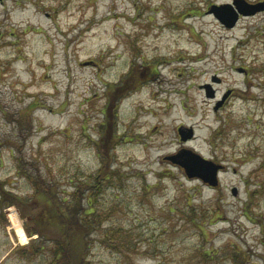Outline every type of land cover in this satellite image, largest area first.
<instances>
[{"label":"rangeland","instance_id":"374dc122","mask_svg":"<svg viewBox=\"0 0 264 264\" xmlns=\"http://www.w3.org/2000/svg\"><path fill=\"white\" fill-rule=\"evenodd\" d=\"M233 1L0 0V264L52 260L6 205L36 204L26 174L71 203L101 170L91 264H264V11L227 28ZM183 149L225 166L216 187L165 159Z\"/></svg>","mask_w":264,"mask_h":264},{"label":"trees","instance_id":"16d2710c","mask_svg":"<svg viewBox=\"0 0 264 264\" xmlns=\"http://www.w3.org/2000/svg\"><path fill=\"white\" fill-rule=\"evenodd\" d=\"M131 82H137V79L133 77ZM102 173L103 170L99 174L100 179L96 186L80 183L78 185L80 191L72 194L74 200L71 203L67 198L60 196L55 186L47 182L40 174L35 178L26 174L33 182L36 204L25 202L15 194L6 193L10 199L6 203L7 206L16 205L25 218L32 216L31 224L34 230L29 234L36 232L39 237L33 250L44 251L46 246L51 245L49 247L52 256L50 264H91L90 235L102 225V214L95 205V197L106 183L113 185L117 176V174ZM87 189L92 190L89 197L86 195ZM52 229H55V232ZM105 243L109 247H115L116 244L110 240Z\"/></svg>","mask_w":264,"mask_h":264},{"label":"water","instance_id":"95a60500","mask_svg":"<svg viewBox=\"0 0 264 264\" xmlns=\"http://www.w3.org/2000/svg\"><path fill=\"white\" fill-rule=\"evenodd\" d=\"M264 11V4L247 5L244 0H234L233 5L226 4L216 7L211 12L221 21L227 28H233L239 21L241 16H252ZM207 96L214 98V92L209 85L206 86ZM229 93L225 94L215 107L218 111L225 103ZM178 133L182 142H188L194 137V129L181 126ZM172 164L180 166L184 169L185 174L190 179L198 178L204 183L216 187L219 183V174L224 169L223 165L217 164L212 160L203 158L191 150L183 149L177 155L165 158ZM236 194V192H234Z\"/></svg>","mask_w":264,"mask_h":264},{"label":"bare ground","instance_id":"6f19581e","mask_svg":"<svg viewBox=\"0 0 264 264\" xmlns=\"http://www.w3.org/2000/svg\"><path fill=\"white\" fill-rule=\"evenodd\" d=\"M6 214L8 216V219L11 221L13 226L16 228L18 236H20L21 239L25 241L27 239V236L25 234V231L23 230L22 221L19 218L18 214L14 211V209H10L9 211H7Z\"/></svg>","mask_w":264,"mask_h":264},{"label":"flooded vegetation","instance_id":"af4514ba","mask_svg":"<svg viewBox=\"0 0 264 264\" xmlns=\"http://www.w3.org/2000/svg\"><path fill=\"white\" fill-rule=\"evenodd\" d=\"M225 104H226V102H225ZM224 107V106H223Z\"/></svg>","mask_w":264,"mask_h":264}]
</instances>
